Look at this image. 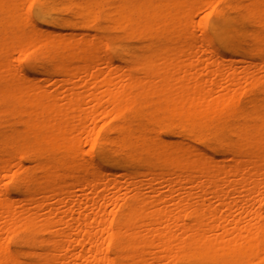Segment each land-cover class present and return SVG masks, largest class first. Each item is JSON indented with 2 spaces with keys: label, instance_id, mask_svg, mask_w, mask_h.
Instances as JSON below:
<instances>
[{
  "label": "bare ground",
  "instance_id": "bare-ground-1",
  "mask_svg": "<svg viewBox=\"0 0 264 264\" xmlns=\"http://www.w3.org/2000/svg\"><path fill=\"white\" fill-rule=\"evenodd\" d=\"M0 264H264V0H0Z\"/></svg>",
  "mask_w": 264,
  "mask_h": 264
},
{
  "label": "rangeland",
  "instance_id": "rangeland-1",
  "mask_svg": "<svg viewBox=\"0 0 264 264\" xmlns=\"http://www.w3.org/2000/svg\"><path fill=\"white\" fill-rule=\"evenodd\" d=\"M203 14V12H201V15ZM204 55L206 56V57H209V54L208 53H204ZM76 190V192H78L79 190L78 189H75Z\"/></svg>",
  "mask_w": 264,
  "mask_h": 264
}]
</instances>
